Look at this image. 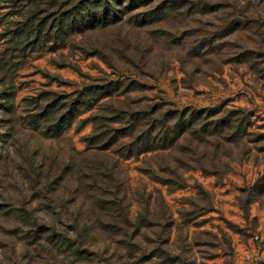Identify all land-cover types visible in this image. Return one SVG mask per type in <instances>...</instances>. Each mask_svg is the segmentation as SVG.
Listing matches in <instances>:
<instances>
[{
    "label": "rangeland",
    "instance_id": "rangeland-1",
    "mask_svg": "<svg viewBox=\"0 0 264 264\" xmlns=\"http://www.w3.org/2000/svg\"><path fill=\"white\" fill-rule=\"evenodd\" d=\"M0 264H264V0H0Z\"/></svg>",
    "mask_w": 264,
    "mask_h": 264
},
{
    "label": "trees",
    "instance_id": "trees-1",
    "mask_svg": "<svg viewBox=\"0 0 264 264\" xmlns=\"http://www.w3.org/2000/svg\"><path fill=\"white\" fill-rule=\"evenodd\" d=\"M71 114V113H70ZM69 119V118H68ZM61 125V124H60ZM60 125H58V126H60ZM159 149V148H158Z\"/></svg>",
    "mask_w": 264,
    "mask_h": 264
}]
</instances>
